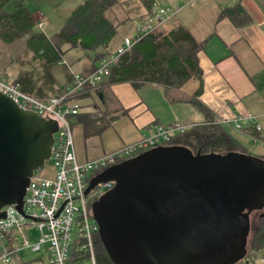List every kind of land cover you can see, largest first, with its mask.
Masks as SVG:
<instances>
[{
  "label": "crops",
  "instance_id": "crops-1",
  "mask_svg": "<svg viewBox=\"0 0 264 264\" xmlns=\"http://www.w3.org/2000/svg\"><path fill=\"white\" fill-rule=\"evenodd\" d=\"M126 1L131 0H121L118 6H125ZM137 2V5H129L128 10L124 8L115 11V14L111 15V20L124 22L123 27L134 17L140 19L147 17L150 9L148 6L152 3L171 6L176 14L165 24L161 34H168L176 27L183 26L189 29L198 42L204 44L199 53L204 82L200 99L209 108L210 117L222 122L234 118L238 113H253L262 127V132L256 129L259 132L258 138L264 139V0H138ZM238 2L242 3L251 17V22L242 27L235 25L229 17L220 16L225 7ZM72 50L81 51L80 48ZM92 64V59L86 61L81 73L92 71L94 68ZM97 64L96 62L95 65ZM63 70L64 86H57V81L55 85L59 90L66 89L74 77L68 66L65 65ZM200 83L198 78L193 77L184 84L183 90L189 95L194 94ZM112 90L118 101L106 117L102 116L103 104L93 94L94 90L86 91L71 101L80 111L74 118V134L81 161L102 156L138 141L143 135L151 133L158 124L180 123L189 128L207 119L206 114L191 103H170L165 98L164 86L159 84H145L135 88L127 82L113 85ZM79 103L84 105L80 106ZM85 114H92L98 118L92 121L90 117H84ZM110 118L113 119L111 125L100 131L106 119ZM223 125L227 130L235 131L233 127ZM251 129L255 128L249 127L236 132L241 133L242 138L253 141L254 136L248 132ZM234 136L243 143L242 138ZM251 155L261 157L257 154ZM15 256L11 264H37L20 259L15 262ZM263 258L264 248L253 262L244 264H264Z\"/></svg>",
  "mask_w": 264,
  "mask_h": 264
},
{
  "label": "water",
  "instance_id": "water-1",
  "mask_svg": "<svg viewBox=\"0 0 264 264\" xmlns=\"http://www.w3.org/2000/svg\"><path fill=\"white\" fill-rule=\"evenodd\" d=\"M57 129L56 120L23 110L0 92V218L6 217L4 208L7 206L16 205L22 210L31 176L50 157ZM157 152H149L142 157ZM140 157L98 173L88 183L86 194L99 183H119L125 173L123 169L129 163L135 164ZM172 166V169L151 170L149 176L135 183L139 200L133 201L125 222L137 224L138 236L146 235L147 240L160 246L163 242L174 245L173 241L181 243L178 245L184 242L186 246H196L204 238L200 233L213 242V235L224 231L226 218L231 216H234V221L237 220V226L245 219L246 232H249L250 218L242 213V208L245 202H248L246 206L250 210L264 206V203H254L256 194L264 191L263 158L240 152L216 156L207 154L195 158L186 166ZM207 167L215 169L205 171ZM234 230L238 235L233 233L232 245L238 239L240 228L234 227ZM100 232L104 237L102 225ZM180 233L186 234L187 238L181 240ZM241 233L246 242L243 229ZM222 236L227 238L229 234L225 232ZM226 238L220 243L222 246H229V243L225 244Z\"/></svg>",
  "mask_w": 264,
  "mask_h": 264
},
{
  "label": "built area",
  "instance_id": "built-area-1",
  "mask_svg": "<svg viewBox=\"0 0 264 264\" xmlns=\"http://www.w3.org/2000/svg\"><path fill=\"white\" fill-rule=\"evenodd\" d=\"M174 14L176 11L171 6L155 2L152 13L144 19L134 38L124 39L122 46L116 52L106 54L92 72L74 75L62 93L41 98L23 90L16 80L0 76L2 94L10 97L21 109L36 112L40 117L54 119L58 123L51 155L43 167L35 170L31 176L22 210L17 209L16 205L7 206L4 208L6 217L0 218V261L3 264H11L13 256L20 249L19 235L27 236L32 226L41 232L40 241L32 244L26 238L21 247L38 252L44 246L48 254L47 264H98L96 241L99 224L91 211V200L97 197L98 192L92 190L86 194L92 174L139 152L169 143L188 127L180 123L158 124L151 133L143 135L138 141L81 161L74 134V118L80 111L71 101L88 88L93 89L106 80L112 65L136 41L147 35L161 34L162 28ZM46 21L40 16L36 22L37 27L43 30ZM258 122L257 117L250 112L238 113L234 118L219 121L236 131L253 127L262 132ZM254 141L264 139L254 138ZM47 163L51 164L53 171L50 175L41 173Z\"/></svg>",
  "mask_w": 264,
  "mask_h": 264
},
{
  "label": "trees",
  "instance_id": "trees-1",
  "mask_svg": "<svg viewBox=\"0 0 264 264\" xmlns=\"http://www.w3.org/2000/svg\"><path fill=\"white\" fill-rule=\"evenodd\" d=\"M12 1L20 2L21 0H0V41L10 44L28 36L26 49L33 54L34 58L44 62L46 71L51 76L47 78L45 84L39 85L32 78L29 70L20 69L14 80L22 85L23 90L30 94L35 93L41 98L63 92L55 88L56 80L51 71L53 67L63 62L70 50L80 48L84 53L90 54L98 48L108 49L110 42L124 24L120 20L114 22L108 18V13L120 4L118 0H86L72 11L59 32L47 36L44 32L35 30L37 21L22 3H19L14 10L8 11L6 7ZM153 5L154 3L148 6L150 9L146 16L152 13ZM220 16L229 17L238 27L251 22L250 15L240 2L225 7ZM203 46L204 44L198 42L189 29L183 26L176 27L168 34L147 35L136 41L119 57L112 65L106 80L93 89L88 88L87 92L94 90L93 94L103 104L102 116L106 117L118 101L112 90L113 85L127 82L135 88L145 84L162 85L165 98L170 103H191L207 116L205 121L192 125L184 133L174 136L169 143H196L197 147L205 149L220 148L251 155L241 141L222 123L210 117L209 108L200 99L204 82L199 53ZM105 55V53H97L94 59L91 58L93 70L98 66V64L95 65L96 62L98 63ZM193 77L198 78L201 83L197 91L189 95L183 90V86ZM83 116L90 117L92 121L98 118L92 114ZM79 117L82 118V116ZM112 122V118L106 119L100 131L109 127ZM248 132L254 138L259 137L256 129L248 130ZM253 220L248 259L237 264L253 262L264 248V218L255 216ZM97 260L98 264H112L103 255L101 246L97 251Z\"/></svg>",
  "mask_w": 264,
  "mask_h": 264
},
{
  "label": "flooded vegetation",
  "instance_id": "flooded-vegetation-1",
  "mask_svg": "<svg viewBox=\"0 0 264 264\" xmlns=\"http://www.w3.org/2000/svg\"><path fill=\"white\" fill-rule=\"evenodd\" d=\"M153 151L158 152L154 155L142 157ZM231 152L234 151L197 147L196 143L170 142L139 152V154L137 153L131 158L115 164L126 163L141 156V159L135 164L129 163L123 169L125 173L120 177L119 183L108 181L99 183L96 186L100 189L97 197L91 200V211L95 221L99 224V234L96 241L97 251L101 246L103 255L112 264H229L234 261L247 260L252 233V219L255 217L254 213H257L259 209L264 212V206L250 210L246 206L248 202L243 204L242 213L250 218V230L248 233L246 232L245 219L239 222V226H237L235 225L237 220L234 221V216H231L226 218L223 225L224 231L218 233L221 234L220 237H218V234H214L212 242L206 238L205 234L200 233L199 235H204V238L196 246H186L184 242L182 245H178L181 243L177 241H173V244L177 246L171 245L169 242H163V246L155 245L150 240H147L146 235L140 237L136 234L137 224L135 222H125L129 214L128 209L133 207V201L139 200V194L135 190V183L140 178L149 176L151 170L158 168L172 169L174 164L186 166L200 156L207 154L215 156L227 155ZM213 169L215 168L207 167L205 171ZM263 201L264 191L261 194H256L254 203L263 205ZM238 220L240 221V218ZM100 225H102L104 237L101 236ZM234 227L240 228V232L242 229L245 231L243 237L246 235V242L242 238V233L240 234L239 232L236 243L230 244L232 238L234 239L233 233L238 235ZM225 232L229 234L227 238L222 236ZM179 238L185 240L187 235L180 233ZM224 238H226L225 244L229 243V246L220 244Z\"/></svg>",
  "mask_w": 264,
  "mask_h": 264
},
{
  "label": "rangeland",
  "instance_id": "rangeland-1",
  "mask_svg": "<svg viewBox=\"0 0 264 264\" xmlns=\"http://www.w3.org/2000/svg\"><path fill=\"white\" fill-rule=\"evenodd\" d=\"M86 0H21L20 2L12 1L7 5V10L12 11L15 7L22 3L26 6L32 13L33 17L37 21L40 16L45 18L46 24L43 30H40L37 27V23L35 26L36 31H42L47 36L54 35L59 32L67 18L71 15L72 11L85 2ZM121 1V0H118ZM138 0L126 1L125 6H115L109 13L108 18H112L111 15L115 14V11L123 10L127 8L131 4H138ZM176 9V8H175ZM146 18V17H145ZM144 18V19H145ZM144 19H140L139 17H134L133 19L126 22V24L120 27L118 34L111 42L109 49L98 48L96 51L91 52L90 54H86L79 50H72L69 52L64 60V62L57 67L52 68V75L57 81V86L62 87L65 84V75H64V66H68L73 72L74 75L80 74L83 64L86 61H89L91 58L94 59L97 53H114L116 52L120 46H122L124 39L126 38H134L137 34L139 27L142 25ZM49 20V21H48ZM28 36L13 42V43H4L0 41V76H7L12 79H15L20 69L29 70L31 76L34 80L37 81L39 85L45 84L47 82V78L49 75L44 66V62L41 59L34 58L33 54L28 51L26 40ZM36 95L35 93H31ZM37 96V95H36ZM80 106H83L84 103H79ZM230 131L234 134L242 138L241 133L236 132V130L230 129ZM242 144L245 146L247 151L251 154H257V156L264 157V143L262 141L255 142L254 140H249L247 138H242ZM104 170H98L92 174V177L100 174ZM51 164L47 163L46 166L42 169L41 173L44 175H50L52 173ZM99 187H95L92 192L99 193ZM258 218H264V212L260 209L257 213H254ZM253 214V215H254ZM254 224V220L252 221ZM28 238L30 243L35 244L38 243L41 239V232L37 227L32 226L29 228V232L27 236L19 235V250L15 254L14 257L15 262L19 259L25 262L44 264L47 262L48 254L46 253V249L43 246L41 251L33 252L28 247H21V244L24 243L25 239ZM0 253H2V247L0 246ZM0 264H3L0 261ZM18 264V263H14Z\"/></svg>",
  "mask_w": 264,
  "mask_h": 264
}]
</instances>
